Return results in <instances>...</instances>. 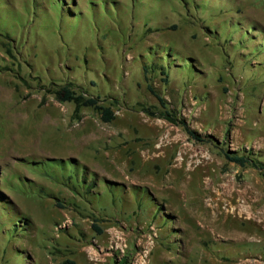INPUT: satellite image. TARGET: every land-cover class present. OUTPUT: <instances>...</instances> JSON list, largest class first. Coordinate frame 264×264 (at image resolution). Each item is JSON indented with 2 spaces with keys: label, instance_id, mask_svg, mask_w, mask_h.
Listing matches in <instances>:
<instances>
[{
  "label": "rangeland",
  "instance_id": "374dc122",
  "mask_svg": "<svg viewBox=\"0 0 264 264\" xmlns=\"http://www.w3.org/2000/svg\"><path fill=\"white\" fill-rule=\"evenodd\" d=\"M227 150L264 164V0H0V264H264Z\"/></svg>",
  "mask_w": 264,
  "mask_h": 264
},
{
  "label": "trees",
  "instance_id": "16d2710c",
  "mask_svg": "<svg viewBox=\"0 0 264 264\" xmlns=\"http://www.w3.org/2000/svg\"><path fill=\"white\" fill-rule=\"evenodd\" d=\"M166 75V72H163ZM168 77V76H167ZM148 78V77H147ZM149 80V78H148ZM166 80V79H165ZM149 89L157 96V98L160 100L164 110L160 113V115L163 118H166L170 120L171 122H174L176 124H180L184 127L186 132L189 134V136L197 141L200 142H209L211 141V137L209 136H202L200 133H198L195 129H193L184 118H179L176 116L172 110L167 108L166 101L163 99V97L158 93V91L155 89V87L151 84H149ZM56 96L60 101L63 102H74L76 106L79 108L81 106H87V107H93L100 111L102 118L104 121L110 122L114 119V111L110 107L102 106L98 104V99L94 97H85L81 94H77L72 89H69L66 86L61 87L60 89L56 90ZM225 155L228 160L233 161L241 166H246L248 164L257 167L259 170H261L263 176H264V164L256 159H253L250 156L239 154L236 151L227 150L225 152ZM52 162H62L61 160L58 161H52ZM57 165V164H56ZM58 166V165H57Z\"/></svg>",
  "mask_w": 264,
  "mask_h": 264
},
{
  "label": "bare ground",
  "instance_id": "6f19581e",
  "mask_svg": "<svg viewBox=\"0 0 264 264\" xmlns=\"http://www.w3.org/2000/svg\"><path fill=\"white\" fill-rule=\"evenodd\" d=\"M227 212H228V211H227ZM225 213H226V212H225ZM248 216H249V215H248ZM248 219H249V221H250V220H253V221H256V223H257V222H258L259 224L261 223V220H258V219H256V218H254L253 216L248 217ZM238 235H239V234H238ZM242 236H243V235H242ZM240 238H241V237H238V239H240ZM247 241H250L251 243H254L255 240H254V239H253V240H248V239H247ZM243 242H244V240H243V241H238L237 244H241V243L244 244Z\"/></svg>",
  "mask_w": 264,
  "mask_h": 264
}]
</instances>
